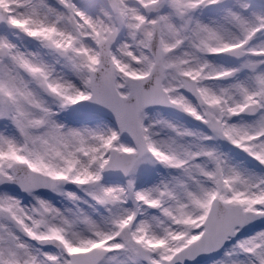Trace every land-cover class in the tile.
Instances as JSON below:
<instances>
[{
    "label": "snow or ice",
    "instance_id": "obj_1",
    "mask_svg": "<svg viewBox=\"0 0 264 264\" xmlns=\"http://www.w3.org/2000/svg\"><path fill=\"white\" fill-rule=\"evenodd\" d=\"M0 264H264V0H0Z\"/></svg>",
    "mask_w": 264,
    "mask_h": 264
}]
</instances>
